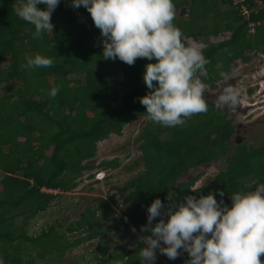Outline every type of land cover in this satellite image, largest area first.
<instances>
[{
  "label": "trees",
  "instance_id": "1",
  "mask_svg": "<svg viewBox=\"0 0 264 264\" xmlns=\"http://www.w3.org/2000/svg\"><path fill=\"white\" fill-rule=\"evenodd\" d=\"M18 3L0 0V90L5 83L13 89L14 80L23 83L0 95V264H62L58 259L84 242L96 238L102 242L111 233L133 227L141 231L147 224V207L160 198L167 208L169 192L177 201L214 192L230 207L231 194L253 191L264 183V143L236 141L238 128L228 110L206 100L207 113L186 118L183 126L150 121L140 103L150 91L143 79L150 61L139 58L130 66L118 58L104 59L100 30L87 9L73 8L71 0H61L53 12V32L36 39L34 26L16 14ZM174 4L173 23L183 40L205 43L203 54L211 63L206 66L208 77L200 78L206 87L216 88L224 79L221 73L229 75L238 60L250 61L252 51L264 53V0ZM37 54L52 58L53 66L26 70L27 59ZM54 86H60L55 98L48 94ZM140 117L146 119L139 136L142 156L133 167L143 163V170L128 180L124 189L129 192L122 195V202L110 196L88 206L70 228L83 231L76 241H66L54 228L31 233V221L61 193L77 189L85 173L96 168L91 160L99 154V142L123 135L125 127ZM220 160L225 168L212 183L196 186L203 173L182 181L198 167ZM98 165L115 170L121 161L116 157ZM135 239L133 248L117 250L98 264H141L139 252L145 245L139 236Z\"/></svg>",
  "mask_w": 264,
  "mask_h": 264
},
{
  "label": "clouds",
  "instance_id": "2",
  "mask_svg": "<svg viewBox=\"0 0 264 264\" xmlns=\"http://www.w3.org/2000/svg\"><path fill=\"white\" fill-rule=\"evenodd\" d=\"M60 2L19 0L15 12L34 26L33 37L39 39L53 32L51 18ZM41 4L46 7H38ZM71 6H83L90 13L100 30L104 59L118 58L130 66L139 58L150 61L143 74L150 91L140 98L150 121L176 127L185 125L186 118L207 113L206 85L200 77H208L206 66L211 61L197 44L183 40L182 31L173 23L174 0H71ZM53 64L52 58L37 54L23 67L31 70ZM221 74L228 79L226 73ZM59 90L60 86H54L48 94L55 98ZM241 98V89L225 87L215 106L237 109ZM218 194L223 198L224 191ZM216 195H187L177 201L175 193L169 192L167 208L160 198L154 199L147 207V224L141 227L150 233L140 237L145 245L139 252L141 264H156L157 250L170 260L186 252L190 259L185 264H264V183L253 191L231 194L230 207Z\"/></svg>",
  "mask_w": 264,
  "mask_h": 264
},
{
  "label": "rangeland",
  "instance_id": "3",
  "mask_svg": "<svg viewBox=\"0 0 264 264\" xmlns=\"http://www.w3.org/2000/svg\"><path fill=\"white\" fill-rule=\"evenodd\" d=\"M188 43H195L201 49L205 45L203 41L194 39H190ZM250 55L252 59L248 62L238 60L233 63L227 80L224 78L219 81L216 88L206 87L205 99L216 104L217 97L225 87L241 89L242 98L239 108L228 110L229 116L234 119L235 125L239 128L235 139L257 146L264 143V53L255 51ZM12 83L15 85L13 89L7 83L2 85L1 96L12 93L14 89L23 84L21 80H14ZM145 124V117H140L136 122L125 127L123 135L114 134L99 142V154L94 160H91L96 168L85 173L80 179L77 189L61 193L62 197L57 202L55 201L47 211L33 219L30 225L31 233L40 234L43 229L54 228L64 234L66 241H76L83 235V231L72 232L70 228L73 223L80 220L88 206L94 205V202H97L99 198H110V196H114L122 202V195L129 192L124 189L128 180L143 170L141 162L140 166H133L136 161H141L139 136ZM116 157L121 161V166L118 169L102 170L98 167L101 161ZM201 168L199 171L189 174L194 177L200 173L204 174L196 182L197 187L212 183L217 174L225 168V163L220 160ZM100 172L102 174H99ZM91 174H95V177L92 178ZM44 191L48 190L44 189ZM52 192L60 193L58 190ZM135 236L141 237L144 234L135 227L127 232L111 233L102 242L100 238H96L77 245L72 250L68 249L58 261L62 264H98L117 250L133 248L137 244ZM186 256L188 254L182 252L176 260H170L157 250L156 264H181ZM261 260L264 262V256H261Z\"/></svg>",
  "mask_w": 264,
  "mask_h": 264
},
{
  "label": "water",
  "instance_id": "4",
  "mask_svg": "<svg viewBox=\"0 0 264 264\" xmlns=\"http://www.w3.org/2000/svg\"><path fill=\"white\" fill-rule=\"evenodd\" d=\"M226 111H227V110H226ZM236 141H240V140L237 139ZM204 166H205V165L198 167L195 171H191V173H192V172L199 171V169H200L201 167H204ZM201 169H202V168H201ZM192 177H194V176H193V175H192V176L189 175L188 177H186V178H184V179L182 178V181H183V180H190Z\"/></svg>",
  "mask_w": 264,
  "mask_h": 264
},
{
  "label": "flooded vegetation",
  "instance_id": "5",
  "mask_svg": "<svg viewBox=\"0 0 264 264\" xmlns=\"http://www.w3.org/2000/svg\"><path fill=\"white\" fill-rule=\"evenodd\" d=\"M252 52H255V51H252ZM252 52H251V53H252ZM238 131H239V128H238Z\"/></svg>",
  "mask_w": 264,
  "mask_h": 264
}]
</instances>
